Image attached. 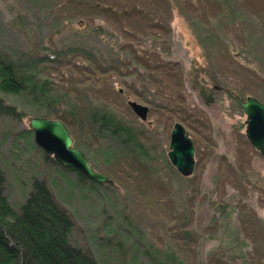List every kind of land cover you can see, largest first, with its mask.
I'll return each mask as SVG.
<instances>
[{
    "label": "rangeland",
    "instance_id": "obj_1",
    "mask_svg": "<svg viewBox=\"0 0 264 264\" xmlns=\"http://www.w3.org/2000/svg\"><path fill=\"white\" fill-rule=\"evenodd\" d=\"M0 57L51 81L61 105L46 118L114 181L45 159L28 127L43 98L0 92L27 115H0L12 203L44 179L73 216L72 237L101 264H264V156L240 106L264 104V0H0ZM102 104L121 136L89 121ZM176 123L193 146L188 175L168 156Z\"/></svg>",
    "mask_w": 264,
    "mask_h": 264
},
{
    "label": "trees",
    "instance_id": "obj_2",
    "mask_svg": "<svg viewBox=\"0 0 264 264\" xmlns=\"http://www.w3.org/2000/svg\"><path fill=\"white\" fill-rule=\"evenodd\" d=\"M67 48L84 50L83 53L86 52V55L92 54L88 49L73 44ZM115 54L118 59V54ZM57 55L58 53L45 54L43 57L54 60ZM35 76L33 69L25 64H16L0 57V92L39 93L44 104L43 110L36 115L49 117L50 110H57L61 105L60 96L56 91L49 93L48 86L51 81L43 78L40 82ZM201 93L210 100L211 94L206 87ZM65 109L66 112L73 114L71 111L77 109V104L71 101ZM0 115L16 119L27 116L26 112L15 104L6 102L2 95ZM89 121L94 126L105 127L104 129L110 132L112 130L115 134L117 132L120 136L124 134L125 128L110 105H91ZM109 124L115 127L112 126L111 129ZM119 140L124 142L122 137H119ZM43 156L51 162L54 161L53 157L44 151ZM77 171L80 176H84L81 178H87L82 172ZM6 181L0 169V264H101L85 243L77 242L72 237L75 226L73 216L57 199L44 179L33 177L29 190L21 196L17 204L12 203L6 194ZM222 207L226 208L227 205L224 204Z\"/></svg>",
    "mask_w": 264,
    "mask_h": 264
},
{
    "label": "water",
    "instance_id": "obj_3",
    "mask_svg": "<svg viewBox=\"0 0 264 264\" xmlns=\"http://www.w3.org/2000/svg\"><path fill=\"white\" fill-rule=\"evenodd\" d=\"M246 114V135L253 146L264 156V104L253 97H247L240 102ZM138 112L140 106L133 104ZM28 127L34 133L35 143L46 154L51 155L57 162L75 167L88 178L114 186V181L100 172L95 171L83 153L72 145V137L65 125L57 119L46 117H28ZM170 151L168 156L171 162L184 175L192 171L193 146L184 128L176 123L171 132Z\"/></svg>",
    "mask_w": 264,
    "mask_h": 264
}]
</instances>
